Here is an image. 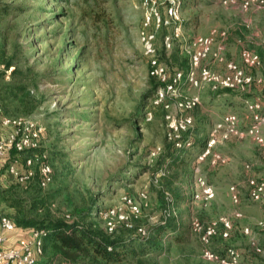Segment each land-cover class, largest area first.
Here are the masks:
<instances>
[{"label": "rangeland", "instance_id": "obj_1", "mask_svg": "<svg viewBox=\"0 0 264 264\" xmlns=\"http://www.w3.org/2000/svg\"><path fill=\"white\" fill-rule=\"evenodd\" d=\"M23 1L37 7L0 22V62L10 69L8 78L0 72V104L8 114L30 115L44 124L39 150L47 155L53 180L38 196L6 178L0 184V205L14 204L18 199L20 207L37 218L45 214L70 218L92 201L99 200L107 209L122 206L127 197L141 213L132 219L131 228L116 227V234L126 235L163 222L173 200L170 215L180 227L188 228L189 241L172 242L154 259L142 255L112 264H219L202 259L200 244L190 230L191 217L204 223L227 218L231 223L229 237L222 240L216 236L212 249L222 252L225 245L233 246L243 262L264 264V228L258 225L264 220V210L249 199L246 182L248 176H264V156L258 147L248 137L232 138L214 148L228 157V163L212 165L208 159L191 162L222 114L234 112L242 126L248 124L244 100L261 96L262 83L245 90H198L201 103L192 112L194 123L189 130L194 140L189 152L193 155L187 165L161 164V155L167 150L166 126L163 110L152 108L158 86L150 80L148 60L138 41L143 13L139 1ZM179 1L184 37L224 30L226 57L240 64L239 50H253L261 64L248 71L264 81V7L241 9L218 0ZM161 12L164 14L163 8ZM170 31L163 27L157 32L156 46L160 60L172 71L185 65L186 54L180 47L182 40L164 50L162 37ZM5 61L10 62L8 66ZM211 66L223 70L220 64ZM13 69L17 70L14 75ZM151 108L153 118L147 121L144 113ZM136 171L138 175L132 176ZM195 174L204 176L215 188V197L205 206L190 203ZM231 185L240 195L237 204L230 199ZM177 197L181 198L178 202ZM38 199L42 203L36 207ZM234 211L241 216H235ZM96 222L109 233L103 218ZM244 228L249 232L244 233ZM251 241L261 246L262 252H252ZM164 244L168 246L167 241ZM59 261L45 256L41 263ZM84 262L100 264L91 259Z\"/></svg>", "mask_w": 264, "mask_h": 264}, {"label": "built area", "instance_id": "obj_2", "mask_svg": "<svg viewBox=\"0 0 264 264\" xmlns=\"http://www.w3.org/2000/svg\"><path fill=\"white\" fill-rule=\"evenodd\" d=\"M138 1L143 12L138 41L148 60V75L159 83L151 103L152 108L160 107L164 112L167 140L172 141L177 148L193 147L189 130L194 123L191 112L201 103L198 90L203 87H208L212 91L245 90L254 83H262L261 96L244 100L249 119L248 124L242 126L241 118L234 112L222 114L212 124L202 146L195 151L193 158L198 163L208 159L212 165L226 164L229 161L228 157L215 152V146L232 138L247 137L264 156V81L256 79L248 71L260 66V56L253 50L243 47L239 50L240 64L227 58L224 30L212 29L204 35L184 37L179 0ZM218 2L241 9L253 6L264 7V0H218ZM163 27L171 28V31L162 37L164 50H171L175 42L182 40L180 47L187 57L184 68L169 71L166 64L160 60L156 35ZM212 64L222 65L223 70L213 69ZM0 72L4 73L6 78L10 76V69H7L1 62ZM144 115L145 120L150 121L153 118V110H146ZM44 133V124L35 117L5 113L0 104V184L9 178L10 181L26 188L35 175L38 177V186L41 189L51 184L53 168L47 155L39 150ZM244 167L245 170H250L248 164ZM193 179L195 189L190 193V203L205 206L215 197V188L201 174H195ZM246 182L249 199L264 210V176H248ZM229 190L231 201L234 204L239 203L240 195L236 187L231 185ZM141 197L146 198V194L141 193ZM173 211L172 200L169 208L165 210V220ZM140 213V207L131 198L124 197L122 206L105 209L102 218L108 232H112L119 225L131 228L132 219L137 218ZM234 215L241 216V212L234 211ZM258 225L264 228V220H259ZM14 229L15 225L10 216L0 212V264H43L41 258L43 257V238L47 235L46 230L31 229L27 236L19 237L15 244L6 246L7 234ZM190 229L197 237L200 254L204 260L219 264H249L241 260L239 250L233 246L225 245L222 252L211 247L216 236H220L222 240L229 237L231 223L227 218L221 217L218 220L204 223L197 217H191ZM136 231L141 236L148 234L144 228L139 227ZM243 232L248 233V228H244ZM250 243L252 252H262L261 246L252 241ZM59 264L75 263L61 261Z\"/></svg>", "mask_w": 264, "mask_h": 264}, {"label": "trees", "instance_id": "obj_3", "mask_svg": "<svg viewBox=\"0 0 264 264\" xmlns=\"http://www.w3.org/2000/svg\"><path fill=\"white\" fill-rule=\"evenodd\" d=\"M36 7L25 3L23 0H0V22L8 17L16 16L18 13L32 12ZM5 62L6 66L10 63L9 61ZM186 63L182 68L186 66ZM16 72V69L12 70L13 75ZM149 77L151 82H154L155 87L159 86L155 78ZM4 112L7 113L5 109ZM166 141L167 150L161 155L159 163L167 162L169 166L187 165V161L193 155L189 152L190 148H177L172 141L167 140V138ZM191 162L198 163L195 158H192ZM138 173L139 171H136L132 176H137ZM11 183L26 191H35L38 196L40 195L39 192L42 191L38 186L37 175L33 177L26 188L14 182ZM180 199V197H177L176 201L178 202ZM19 201L17 199L14 204L5 202V206H0L1 208L5 207L6 211L0 208V212L10 216L15 228H23L29 231L35 228L45 229L47 235L43 238V257L46 256L49 260L58 259L60 260L59 263L61 261H70L75 264H84L86 259H91L92 261H99L100 264H112L126 257L135 258L142 255H147L154 259L165 252L172 242L185 244L189 241L188 228L185 226L180 227L177 224V220L171 215L163 222L150 224L148 229H146L148 232L147 236H141L137 231L125 235L123 233L116 234L114 232L116 229L106 233L97 225L96 219L98 217L102 218V213L105 210L98 203L99 200L92 201L90 206L88 205L84 210L77 215L70 216V218H64L63 216L53 218L48 216V214L37 218L28 209L20 207L19 203L21 202ZM37 201L36 207L41 205L42 199ZM120 226L128 228L123 225ZM164 241H167L168 246H165ZM197 245H199V242Z\"/></svg>", "mask_w": 264, "mask_h": 264}, {"label": "crops", "instance_id": "obj_4", "mask_svg": "<svg viewBox=\"0 0 264 264\" xmlns=\"http://www.w3.org/2000/svg\"><path fill=\"white\" fill-rule=\"evenodd\" d=\"M30 233L29 230L27 229H23V228H15L14 230H12L11 232H9L7 234V242H6V246H10V245H13L15 244V242L17 241V239L19 237H22V236H27L28 234ZM44 257L41 258V260L43 259ZM58 260V259H56Z\"/></svg>", "mask_w": 264, "mask_h": 264}]
</instances>
